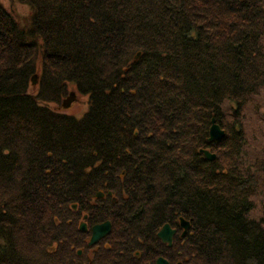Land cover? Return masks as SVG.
<instances>
[{
  "label": "trees",
  "instance_id": "16d2710c",
  "mask_svg": "<svg viewBox=\"0 0 264 264\" xmlns=\"http://www.w3.org/2000/svg\"><path fill=\"white\" fill-rule=\"evenodd\" d=\"M18 1L29 27L0 4V264H94L71 241L80 209L111 222L101 251L126 247L109 264H264L257 178L239 168L240 116L264 86V0ZM68 82L87 96L80 118L48 106ZM211 117L225 133L209 141Z\"/></svg>",
  "mask_w": 264,
  "mask_h": 264
},
{
  "label": "rangeland",
  "instance_id": "374dc122",
  "mask_svg": "<svg viewBox=\"0 0 264 264\" xmlns=\"http://www.w3.org/2000/svg\"><path fill=\"white\" fill-rule=\"evenodd\" d=\"M0 4L2 5L3 9L6 12H9L14 17V19L19 23L20 26L29 27L30 17H31V8L29 5L21 3L18 0H0ZM262 42L264 45V36H263ZM34 74H37V73H34ZM72 90H75V87L72 85V83L68 82L67 91L69 92ZM76 94H77L76 101H74L68 108H62L60 106V103H57V102L49 103L48 106L50 108L52 107L56 111L65 113L67 115L74 116L75 118H80L84 115V113L88 109L87 96L83 94H79L77 91H76ZM224 106L227 110L226 117L229 119L231 118L230 105L229 103H225ZM240 120L242 122L243 129H244L245 142L243 145V150L241 152V163L239 165V168L242 171L247 170V171L253 172L257 178V185H256L255 193L251 197L253 201V207L249 215L255 219H262L264 222V86L261 87V89L259 90L257 94L253 95L252 100L248 102V104L244 107L242 114L240 116ZM101 212H102V209L95 206L94 213L100 214ZM78 213H79V217L72 221V236H71L72 243H75V241L78 239L79 240L78 242L82 244V247L79 248L77 252L79 250L81 252L82 250L85 251L86 258H93L94 255L95 257H98V255L99 256L101 255V257H105V258L114 256L116 257L117 262L118 261L123 262L122 260H124L125 257L122 256V252L124 249H126V247H123L120 244L119 245L117 244L114 246V248H112L114 253L98 251V249L96 250L97 252H94V253L90 252L89 248L91 246L88 245V243L85 244V241L86 240L89 241V233L91 231L90 228L92 224L90 225L89 222H86V220L83 219V216L84 215L87 216L88 214V212L85 209H80ZM37 215L38 214L35 213V216ZM81 221L86 222V227H87L86 232L78 231ZM100 222L101 221H98L97 223H100ZM125 223H126L125 221L119 220V223H116V225L119 224V227H122V225H124ZM29 227H32V226L29 225ZM112 240L114 239H111L110 237H108L102 240L100 244L103 243L104 246L111 247L109 241H112ZM35 248L36 246L34 248L32 246L29 248V244H27L26 249H25L26 253L28 255L29 253L33 254L36 251ZM176 251L179 254H181L182 252L181 250H176ZM176 251L174 252L175 254H176ZM212 258H213L212 259L213 264H229V263H226V261L219 259L218 256H213ZM81 262L86 263L85 260H82ZM175 262L177 263L180 262L182 264V259H177V261Z\"/></svg>",
  "mask_w": 264,
  "mask_h": 264
},
{
  "label": "water",
  "instance_id": "95a60500",
  "mask_svg": "<svg viewBox=\"0 0 264 264\" xmlns=\"http://www.w3.org/2000/svg\"><path fill=\"white\" fill-rule=\"evenodd\" d=\"M139 52L137 53L136 57H138ZM37 78L38 75L34 74L31 77V83L35 85L37 83ZM77 99V94L75 90L69 91L67 95L62 98L60 102V106L62 108H68L74 101ZM224 129L221 128V126L216 122L215 117L210 118V125L208 128V140H217L220 139L224 136ZM199 152H201L204 157L208 160H213L215 158V153H211L208 149L206 148H200ZM108 195L111 194V192H107ZM104 193L102 192H97L96 196L97 197H103ZM117 199L115 197H112V202L115 203ZM73 208L76 206L75 204L72 205ZM84 219L86 216L83 217ZM179 226L182 229L180 236H183L188 227H189V221L180 217L179 218ZM79 230L85 231L86 230V224L85 222H81L79 225ZM110 231V222L109 221H104L102 223L95 224L91 227V237L88 242V244H94L97 242L100 238L104 237L108 232ZM176 233V229L171 227V225L166 222L164 223L156 232V236L158 239L163 243L166 244L167 247H170L172 245L173 237ZM80 251H78L79 253ZM155 264H170L168 260L162 256H159L155 260ZM176 264H181L180 262Z\"/></svg>",
  "mask_w": 264,
  "mask_h": 264
},
{
  "label": "flooded vegetation",
  "instance_id": "af4514ba",
  "mask_svg": "<svg viewBox=\"0 0 264 264\" xmlns=\"http://www.w3.org/2000/svg\"><path fill=\"white\" fill-rule=\"evenodd\" d=\"M93 225V224H92ZM101 240H103V238H101L99 240L98 243L92 245L89 250L90 252L94 253V252H97L96 250L98 249V251H101V247L103 246L104 247V244H100ZM87 241V240H86ZM95 256V255H94ZM87 260L90 262V263H94V264H109L108 261H107V258L105 257H101V255L96 258V260H94V258H87ZM117 259H113L111 262H117L116 261ZM155 263V262H154Z\"/></svg>",
  "mask_w": 264,
  "mask_h": 264
},
{
  "label": "bare ground",
  "instance_id": "6f19581e",
  "mask_svg": "<svg viewBox=\"0 0 264 264\" xmlns=\"http://www.w3.org/2000/svg\"><path fill=\"white\" fill-rule=\"evenodd\" d=\"M160 227H161V226H160ZM160 227H159V228H160ZM155 260H156V259H155Z\"/></svg>",
  "mask_w": 264,
  "mask_h": 264
}]
</instances>
